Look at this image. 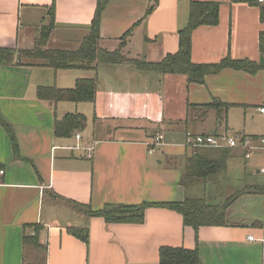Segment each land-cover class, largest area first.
Wrapping results in <instances>:
<instances>
[{"label":"crops","instance_id":"0c3cea01","mask_svg":"<svg viewBox=\"0 0 264 264\" xmlns=\"http://www.w3.org/2000/svg\"><path fill=\"white\" fill-rule=\"evenodd\" d=\"M96 1L0 0V47L30 49L40 28L53 18L48 47L66 49L72 44L66 50H75L87 34ZM191 1L219 6L218 24L202 25L192 33L193 63H217L229 55L261 66L258 36L264 3L257 0H108L100 19V47L117 49L132 30L123 54L161 61L176 53L178 31L188 23ZM98 69L54 71L0 62V116L11 126L18 147L15 156L0 127V264H159L162 246L197 247L202 264H264L263 230L252 227L253 222L201 227L195 241L194 231L167 209H147L142 225H109L82 209L197 199L192 188L180 186L184 161L193 154L183 146L185 135H227L228 130L227 113L223 122L215 110L205 112L197 106L214 98L230 108H256L264 116L259 112L264 107V69L254 75L227 69L208 76L204 85H194L182 75L112 66V77L103 90L96 89L93 104H53L36 96L42 86L73 88L77 79L90 78L87 73L97 79L98 87ZM68 113L86 117L79 145L95 142L91 157L73 149L75 135H54V122ZM158 134L164 146L148 154L146 143ZM230 151L227 171L230 160L238 156ZM84 226L87 248L67 233L69 227ZM25 236H35L37 245H25ZM248 236L255 241L248 242Z\"/></svg>","mask_w":264,"mask_h":264},{"label":"trees","instance_id":"16d2710c","mask_svg":"<svg viewBox=\"0 0 264 264\" xmlns=\"http://www.w3.org/2000/svg\"><path fill=\"white\" fill-rule=\"evenodd\" d=\"M108 0H97L95 11L88 28L87 34L75 50H66L48 47L50 35L54 29V19L49 24L42 26L30 49L14 51L0 47V62L10 65L14 62V56L18 55L19 66L38 65L48 67L54 71L77 69L95 72L99 66H129L138 72L182 75L186 77L188 84L204 85L208 76L217 75L224 70L244 72L254 75L263 66L248 60L232 59L229 55L217 63L196 64L191 61V36L193 31L202 26H216L219 22L218 4L214 2L191 1L187 25L178 31V49L176 53L165 56L156 63L146 62L140 59H130L122 52L128 31L122 38L117 49L106 51L100 47V19ZM245 1V0H232ZM152 8L148 10V13ZM260 22L263 29L259 32V51L264 57V6L260 9ZM16 52V53H15ZM23 59H25L23 61ZM36 62V63H34ZM26 63V64H25ZM34 63V64H32ZM97 79L85 77L76 80L73 88L59 89L55 86H42L36 90L38 100L49 103L71 102L91 103L95 101ZM196 106L189 105L194 109ZM203 110H215L218 120L225 116L230 105L223 104L218 99H212L209 104L197 106ZM221 109V112H220ZM204 112V111H203ZM202 112V113H203ZM205 114V113H203ZM86 117L78 113H68L54 122V135L58 138H70L82 132L86 127ZM0 127L8 135L14 155L17 156L18 147L13 130L0 116ZM230 149H198L183 165L180 186L184 190L194 187H206L217 185L224 180L227 163L230 158ZM225 200L215 203L206 196L197 199L184 198L180 202L140 203L135 205H106L100 210L93 211L89 206H82L89 217L102 219L106 224L142 225L145 211L149 208L167 209L180 215L182 225L191 228L195 233L201 227H227V211L237 197L245 194L264 195V187H250L242 190L227 188ZM79 207V206H78ZM252 227L263 230L264 218L256 221ZM67 233L80 241L85 248L88 246V228L69 227ZM25 245H37L36 237H24ZM159 264H202L197 247L186 249L182 247L162 246L158 249Z\"/></svg>","mask_w":264,"mask_h":264},{"label":"rangeland","instance_id":"374dc122","mask_svg":"<svg viewBox=\"0 0 264 264\" xmlns=\"http://www.w3.org/2000/svg\"><path fill=\"white\" fill-rule=\"evenodd\" d=\"M121 43V42H120ZM120 45V44H119ZM73 45H66V49H72ZM16 53V52H15ZM18 55L14 56V61H17ZM25 59H23L24 61ZM99 78H102L101 84L97 89L103 90L105 84L112 77V69L108 66H99ZM87 76L91 77L90 73ZM94 77V76H92ZM98 91V93H99ZM97 92V90H96ZM101 102V98L98 100ZM221 112V109H220ZM223 122L225 116L223 115ZM227 135H246V136H261L264 135V116L259 115L256 108L248 107V109L240 107H232L227 112ZM225 133V134H226ZM238 152L235 159L230 160L227 174L225 175V183L221 185L222 191L219 195L216 191L219 189V184L216 186L207 185L194 187L190 190L192 197L202 198L206 196L211 198L215 203H221L225 200L227 188L234 190H242L243 185H256L264 187L263 178L257 175L258 171L264 167V154L256 152L252 154L249 160L243 158L244 152L241 149H233ZM228 181V183H227ZM244 182V184H243ZM215 194V195H214ZM84 212H87L84 210ZM264 218V195H242L236 198L233 204L227 211L228 223L240 222H256ZM41 255V252L39 251Z\"/></svg>","mask_w":264,"mask_h":264},{"label":"built area","instance_id":"2783aa9c","mask_svg":"<svg viewBox=\"0 0 264 264\" xmlns=\"http://www.w3.org/2000/svg\"><path fill=\"white\" fill-rule=\"evenodd\" d=\"M258 4L264 3V0H257ZM260 113L264 114V107L259 109ZM77 144L73 147L74 150L83 152L87 157H91L94 151L95 142L89 146L79 145L80 135H75ZM163 136L156 135L149 143H146L148 154H152L156 148L164 146ZM183 146L193 153L198 149H241L244 152V159H249L252 154L259 152L264 154V135L261 136H230L219 135L216 133L210 134H189L185 135ZM3 172L0 171V177ZM258 175L263 178L264 183V167L258 171ZM248 242H254L252 236L246 238ZM264 244V239L260 240Z\"/></svg>","mask_w":264,"mask_h":264},{"label":"water","instance_id":"95a60500","mask_svg":"<svg viewBox=\"0 0 264 264\" xmlns=\"http://www.w3.org/2000/svg\"><path fill=\"white\" fill-rule=\"evenodd\" d=\"M263 61H264V60H263V57L261 56V57H260V65H261V66L263 65Z\"/></svg>","mask_w":264,"mask_h":264}]
</instances>
